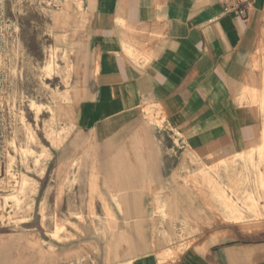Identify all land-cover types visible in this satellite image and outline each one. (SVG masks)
I'll use <instances>...</instances> for the list:
<instances>
[{
	"label": "rangeland",
	"instance_id": "374dc122",
	"mask_svg": "<svg viewBox=\"0 0 264 264\" xmlns=\"http://www.w3.org/2000/svg\"><path fill=\"white\" fill-rule=\"evenodd\" d=\"M2 1L0 264H130L144 255L165 262L206 230L264 226V146L225 158L173 148L171 173L156 182L90 189L84 214L63 207L75 192L63 186L74 179L53 152L77 150L90 162L92 185L100 182L98 148L78 140L74 115L96 73L91 0ZM153 112L146 109L147 125L162 130ZM138 148V141L123 147Z\"/></svg>",
	"mask_w": 264,
	"mask_h": 264
},
{
	"label": "crops",
	"instance_id": "0c3cea01",
	"mask_svg": "<svg viewBox=\"0 0 264 264\" xmlns=\"http://www.w3.org/2000/svg\"><path fill=\"white\" fill-rule=\"evenodd\" d=\"M90 2L96 73L74 115L78 140L98 148L100 182L92 185L93 169L77 150L53 152L74 179L63 186L75 191L63 207L84 214L90 189L156 182L171 173L173 148L225 158L264 146V0L244 17L222 14L219 0ZM146 109L163 117L162 130L147 125ZM137 141L142 148L123 149ZM130 264H264V226L206 230L172 260L144 255Z\"/></svg>",
	"mask_w": 264,
	"mask_h": 264
},
{
	"label": "built area",
	"instance_id": "2783aa9c",
	"mask_svg": "<svg viewBox=\"0 0 264 264\" xmlns=\"http://www.w3.org/2000/svg\"><path fill=\"white\" fill-rule=\"evenodd\" d=\"M222 5V14L232 15L236 17H244L247 14L248 7L252 4L253 0H219ZM4 17V5L0 0V22Z\"/></svg>",
	"mask_w": 264,
	"mask_h": 264
}]
</instances>
